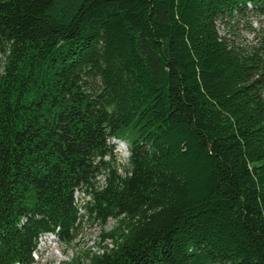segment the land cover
I'll use <instances>...</instances> for the list:
<instances>
[{
  "label": "trees",
  "instance_id": "16d2710c",
  "mask_svg": "<svg viewBox=\"0 0 264 264\" xmlns=\"http://www.w3.org/2000/svg\"><path fill=\"white\" fill-rule=\"evenodd\" d=\"M0 55V264H264V0H0Z\"/></svg>",
  "mask_w": 264,
  "mask_h": 264
},
{
  "label": "rangeland",
  "instance_id": "374dc122",
  "mask_svg": "<svg viewBox=\"0 0 264 264\" xmlns=\"http://www.w3.org/2000/svg\"><path fill=\"white\" fill-rule=\"evenodd\" d=\"M228 26L220 24V32L227 35L236 44H251L255 42V35L252 27H259L260 22H254L251 17H246L240 22ZM2 56L0 55V73L2 72ZM115 157L111 159L117 165L119 172L124 174V165L128 164L129 143L126 141L113 140ZM79 206L82 204L83 193H76ZM116 222L110 219L107 225H102L85 217L79 225L77 235L73 242L67 243L55 235H43L39 240L38 251L35 253V264H75L79 260L85 264L86 252H101L107 244L103 232L112 229ZM110 243V241H109Z\"/></svg>",
  "mask_w": 264,
  "mask_h": 264
},
{
  "label": "bare ground",
  "instance_id": "6f19581e",
  "mask_svg": "<svg viewBox=\"0 0 264 264\" xmlns=\"http://www.w3.org/2000/svg\"><path fill=\"white\" fill-rule=\"evenodd\" d=\"M35 256V255H34Z\"/></svg>",
  "mask_w": 264,
  "mask_h": 264
}]
</instances>
